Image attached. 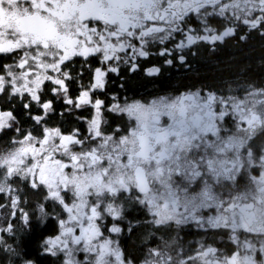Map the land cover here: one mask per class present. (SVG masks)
<instances>
[{"label":"snow or ice","instance_id":"obj_1","mask_svg":"<svg viewBox=\"0 0 264 264\" xmlns=\"http://www.w3.org/2000/svg\"><path fill=\"white\" fill-rule=\"evenodd\" d=\"M253 36L264 0H0V264H264V82L141 90Z\"/></svg>","mask_w":264,"mask_h":264},{"label":"trees","instance_id":"obj_2","mask_svg":"<svg viewBox=\"0 0 264 264\" xmlns=\"http://www.w3.org/2000/svg\"><path fill=\"white\" fill-rule=\"evenodd\" d=\"M250 80L257 84L264 82V39L253 36L247 43L228 39L220 50L212 55L201 50L199 62L192 72L170 70L154 84H146L142 91H164L202 85L223 88L227 84L235 86L237 80ZM195 233V228L190 230ZM183 235V233H182ZM188 240L196 241V235H189ZM131 247V242H129Z\"/></svg>","mask_w":264,"mask_h":264}]
</instances>
